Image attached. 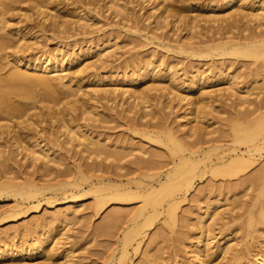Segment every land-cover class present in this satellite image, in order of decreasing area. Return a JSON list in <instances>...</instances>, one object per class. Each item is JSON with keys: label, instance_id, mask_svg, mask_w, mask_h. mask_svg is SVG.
Instances as JSON below:
<instances>
[{"label": "rangeland", "instance_id": "374dc122", "mask_svg": "<svg viewBox=\"0 0 264 264\" xmlns=\"http://www.w3.org/2000/svg\"><path fill=\"white\" fill-rule=\"evenodd\" d=\"M222 1L165 0L153 10V2L146 0H47L53 14L46 20L29 10V0L10 2V7L0 10V33L12 40L11 45L0 48V76H8L18 55L31 52L55 53L71 61L64 63L63 84L53 95L57 106L67 113L68 123L50 119L45 106L54 102L41 84L5 86L11 94L8 104L12 102L21 113L0 108V182L34 181L43 189L34 199L0 190V245L29 247L44 232L52 237L33 254L0 258V264H18L20 260L24 264H193L199 245V218L209 224L201 238L209 239L211 254L204 255L203 264H232L220 246L226 240L247 255L263 244L264 218L254 217L250 229L246 224L249 212H256L264 200V195L257 198L252 179L264 154L254 156L247 171L237 175L205 166L222 149L243 150L244 145L232 138L233 126L256 115L251 112L255 104L229 95V76H234L241 93L251 88L255 103L264 97L257 94L260 86L264 88V17L252 15L264 0L221 6ZM114 3L124 5L126 12H116ZM240 9L246 14L227 17ZM164 15L165 23L158 24ZM214 16L222 19L213 22ZM54 19L66 25L56 30ZM195 24L197 27L190 28ZM19 28L23 41L16 34ZM197 31V36L190 38ZM223 34L253 35L259 41L252 49L234 54H221L219 49L193 54L179 48L182 43L209 36L219 42L217 38ZM22 43L29 45L27 50H18ZM100 51L105 53L101 58ZM145 64L154 67L162 79L166 71L172 74L167 81L160 82L156 75L132 86L135 94L144 90L150 101V107L141 109L142 100L123 90L128 88V78ZM222 69L225 77L205 81L190 96L202 116L191 122L200 131L185 136V100H179L173 90L168 94V88L180 81L187 83L197 70L201 77L211 78ZM201 91H209V105L198 101ZM89 110L94 113L89 114ZM67 124L104 144L110 153L96 155L81 150L82 146L67 136ZM168 131L181 148L197 143L207 149L208 156L190 190L178 195L175 217L169 218L164 209L151 212L147 219L138 216L141 198L107 199L97 209L94 194L88 189L90 183L123 184L125 177L149 182L156 172L169 166L171 158L178 159L180 147L169 139ZM23 135L29 137L26 142L19 141ZM14 136L18 137L13 140ZM15 143L20 145L15 147ZM34 144V148L47 150V164L29 155ZM36 203L38 207L33 208ZM215 207L220 215H214ZM62 209L74 212L66 220L55 219ZM113 215L117 218L114 222ZM136 228L138 234L122 256L125 236ZM247 258L243 256L241 263Z\"/></svg>", "mask_w": 264, "mask_h": 264}, {"label": "bare ground", "instance_id": "6f19581e", "mask_svg": "<svg viewBox=\"0 0 264 264\" xmlns=\"http://www.w3.org/2000/svg\"><path fill=\"white\" fill-rule=\"evenodd\" d=\"M16 0H0V10L4 11L8 7H10V2H15ZM30 6L29 10L33 9L35 14H42V18L44 20L50 18L51 14V8L49 7V4L47 3V0H29ZM146 1H152V5L150 6L151 9L156 10L165 0H146ZM237 1H245V0H223L221 2V6L229 5L232 2ZM10 5V6H9ZM112 6H114L116 12H126L124 9V5L116 4L114 3ZM258 11L254 14L256 18H263L264 17V5L260 4L258 6ZM164 12L162 11V13ZM239 14H246L243 9H240V12L233 11L231 14H229L227 17L234 18L235 15ZM50 15V16H49ZM49 16V17H47ZM245 16V15H241ZM224 17V16H223ZM162 20L158 22V24L165 23L166 16L163 17L160 16ZM222 19L219 16L211 17V20L213 22ZM237 18L233 19L236 20ZM239 20V19H238ZM53 25L56 30H59L63 25H66L64 22H60L59 20H53ZM197 27V24L191 25L190 28ZM16 34L20 35V40L23 41V33L22 30L19 28L16 30ZM198 34L197 32H192L190 35V38L196 37ZM254 34V33H253ZM219 42H214V37H207L204 39H200L198 41H194L189 44L182 43L180 45V49H190L193 54H197L200 52H203L204 50H220L221 54H234L240 49L249 50L252 49L251 47H254L259 40H257L253 35L250 36H236V35H225L223 34L219 38ZM19 40V39H18ZM25 40V39H24ZM10 37L4 34L0 33V48H3L4 46L8 44H12L10 42ZM21 43V42H20ZM6 44V45H5ZM29 45H26L25 43H22L20 45H17L18 50H27ZM218 53V54H220ZM220 54V55H221ZM75 54H73L74 56ZM105 53L99 52V58L101 56H104ZM63 56H57L55 53H48L47 55H36L34 53H27L23 55H18L14 59L13 64V70L9 72L7 77L0 76V108H10L11 111H16L21 113V111L18 110L17 106H12L11 104H8V99L10 98V92L5 89V86H14L16 84H27L34 85V84H41L45 88V92L48 96V99L53 101L54 103L50 105V103L45 106V108L48 111V114L50 116V119L53 121L58 122H67L68 118H65V115L67 114L63 109H61L59 106H57L58 102L53 99V95L55 94L57 88L62 86V78L66 74V69L64 67V63L71 62L70 60H65ZM86 59V57L84 58ZM21 67L29 68L30 70L26 69L23 70ZM198 70L193 73L190 76V80L187 83H184V81H180L177 83H173L168 88V94L171 93L173 90L176 95H178L179 100H185L184 102V112L182 114V117H185L186 121L184 123L185 136L191 135L194 132L200 131V129L197 126H194L191 124V122L195 118H200L201 110L200 108L194 107L193 99L190 98V96L194 95L195 90L199 85H203L205 81H214L220 78H223L226 76L225 73L220 71V74L217 76H213L211 78L207 77H201V73H197ZM172 72L170 70L163 73L164 79H162V75H157L154 71V67H150L148 64L141 65L140 68H138L137 73L134 72L128 80V88L123 90V92L129 93V97H135L140 98L141 101V109H147L151 105L149 104V100L146 99V96L143 94L144 90H141V92H138L135 94V89H133V85L143 80L147 77H155L157 75V78L160 82L169 80L170 77H168ZM228 74V73H227ZM233 75V74H232ZM229 95H234V97H238L240 102H247L248 104L253 103L255 104L254 109L251 112H256V115L250 119L245 117V122L238 123L233 126L232 130V138L240 142L244 145V149L238 151L235 148H226L222 149L220 152H218L215 159H210L208 163L205 164V166H208L211 169L215 168H222L225 172H227L228 175H237L241 173H245L247 169L252 165L253 163V157L258 155V157L262 156L264 154V97L260 98V101L255 103L254 98H251V88H245L244 91L241 93L237 88V82L234 79V76H229ZM54 81V82H52ZM159 82V83H160ZM163 88V87H161ZM150 88L145 89L148 90ZM263 87L260 86L259 93H263L264 91ZM11 91V90H10ZM92 91L96 92L98 90L93 89ZM75 92H71L70 95H75ZM196 94V93H195ZM209 91H201L200 94H198V101L203 103L204 105H209ZM2 108V109H3ZM1 109V111H2ZM88 109V108H87ZM84 109V110H87ZM18 110V111H17ZM4 111V110H3ZM250 112V113H251ZM13 113V112H12ZM94 113L92 110H89V114ZM238 118V117H237ZM240 122V121H239ZM245 123V125H244ZM31 124V123H30ZM1 126V125H0ZM66 133L70 140H75L79 145L82 146L81 150L87 151L88 154H103L107 155L110 153L108 148L104 146V144H100L99 141L93 139L92 137H89L86 135L85 132L78 129V127L67 124L66 125ZM169 139L172 140L181 150L180 156L177 158H171L169 161V166L165 168V170H159L156 172L149 182H144L143 180L137 179V178H128L125 177V182L123 184H112L109 181H96L94 183H90L88 189L90 192L94 194L95 198V206L96 208H100L107 199H133V198H141L143 201L142 207L139 209L137 215L143 216L145 219H147L148 215L151 212H156L159 209H164L167 213V216L171 219L175 217L176 214V207L179 200V196L181 192H187L190 190V188L193 185V179L195 175L198 173V170L201 167V163L205 161V159L208 158L207 156V149L204 147H200L201 145L197 143L191 144L192 146H189L188 148L184 147L181 148V143L178 141V139L174 136V134L170 131L167 132ZM27 135H23V137H19L20 142H26ZM18 136H14V139ZM15 145H20L19 143H15ZM217 145L216 147H218ZM17 147V146H15ZM35 144L31 147L29 151V155L34 160L41 159L44 161V163L47 164L49 154L47 153V150L43 148H34ZM23 148V147H22ZM25 149V146H24ZM156 166L155 162H153ZM152 163V164H153ZM45 165V164H44ZM46 166V165H45ZM163 167V166H162ZM161 167V168H162ZM46 168V167H45ZM48 171L50 170L47 167ZM47 169H45L47 171ZM253 182L257 186V198L264 195V159L260 163V165L256 168L255 172L252 175ZM67 184H71L72 186H78L79 184L76 182H67ZM5 190L6 192L13 194V195H20L26 199H34L36 197V194L40 192L43 189V186L37 185L34 183V181H24L23 183H16L11 181H2L0 182V190ZM135 190V191H133ZM74 194V193H73ZM82 194V193H81ZM76 195H72L71 197H75ZM264 197V196H263ZM264 199V198H263ZM163 202V204L161 203ZM38 203L34 204L33 208H37ZM214 215L219 214L217 208L215 207L213 209ZM74 212L73 209H62L57 214L55 219L60 220H66L69 215H71ZM115 212L114 214H116ZM204 214H208L209 211H204ZM53 217V215H52ZM55 217V216H54ZM254 217H257L259 220H262L264 218V200L262 203L257 206L256 212H249L248 221L246 224L247 229H250L252 224V220ZM46 219V217H44ZM133 219V218H132ZM117 218L115 215L112 216L111 221H116ZM112 223V222H111ZM200 225V235L198 237L197 243L199 245L197 246L196 252L194 253V263L193 264H203L204 262V255H209V249L210 247V241L208 238L202 239L201 235L206 234L209 230L208 225H205L204 222H202V219L199 218ZM138 229H133L132 231L128 232L125 236V246H123L121 250V255L124 256L127 252L126 246L128 244H131V240H135V236L138 234ZM40 236V237H39ZM52 237L51 233L44 232L42 235H38L36 240L28 247H22L19 245L18 248H14L10 246L8 243L3 242L2 245H0V258H19V257H25L27 255L33 254L37 251L38 248H40L41 245L48 242V240ZM138 244V242H137ZM222 252L223 255L229 254V261L232 264H264V241L262 245H259L258 248H256L255 252L253 254L247 255L245 252L243 253L240 249L236 248V244L230 243V240H226L223 242L222 245ZM248 247V245H247ZM243 256L248 257L247 260L244 263H241L243 260ZM121 257V256H120ZM21 258V259H22ZM122 258V257H121ZM22 260L18 262V264H24L20 263ZM17 262H9L7 264H14Z\"/></svg>", "mask_w": 264, "mask_h": 264}]
</instances>
